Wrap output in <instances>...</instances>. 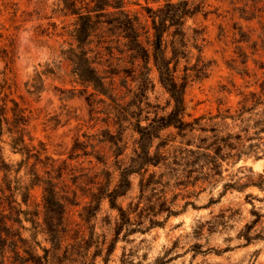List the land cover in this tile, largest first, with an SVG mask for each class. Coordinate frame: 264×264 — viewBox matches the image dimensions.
<instances>
[{"label":"clouds","instance_id":"clouds-1","mask_svg":"<svg viewBox=\"0 0 264 264\" xmlns=\"http://www.w3.org/2000/svg\"><path fill=\"white\" fill-rule=\"evenodd\" d=\"M3 2L4 0H0V3ZM148 2L151 3V0ZM70 3H73V0H30L31 17L22 24L14 25V36L3 26L4 22L0 21V32L4 33L0 36V83L5 80L11 83L15 80L18 69L23 65L27 88L33 95L40 96L41 93L49 92L55 81L64 83L69 78L74 81L78 79L66 71L69 57L73 63L91 59L105 66L111 64V59L103 52L102 35L84 33L81 37L83 43L78 46L72 29L61 23L65 15H70L69 9L65 7ZM75 7L80 8L79 0H76ZM233 8L242 20L248 21L249 25L257 24L264 28V0H233ZM83 11L80 9L78 14H83ZM153 18L159 23L162 14L153 13ZM164 22L168 23L167 20ZM53 24L57 27L54 28ZM25 37H30V40L26 41L25 46H20L17 38ZM41 48H47L49 55L41 58L37 53ZM193 62L190 57V65ZM157 67L160 70V91L153 84L151 73L148 74L149 79L142 85L140 80H135L132 85L125 80L120 87L114 83H105L109 99L102 102L103 117L110 136L106 140L103 137H90L89 146L92 147L93 155H96L101 147L107 145L110 159L105 160L104 168L112 172L113 176L125 170L132 176L147 175L151 165H157L158 170L165 173V184L171 180V184L167 185V191L175 194L177 181L185 178L179 173L173 175L175 165L172 164V159L175 157H169L163 166L160 164V160L163 159L160 156L163 147L161 141L165 139V130L171 131L173 128L183 126L188 111L177 74L171 71V64L166 57L157 63ZM228 117H232V120ZM211 124L226 129L221 136H228V133L232 135L220 143L215 135H209L208 131H201L199 126L196 127V135L208 137V145H211L210 154L197 166L199 171L186 181L192 182L199 177L195 187L191 189L185 187L181 190L182 200H190L191 203L203 206L210 199L218 197L225 185H234L239 191L233 190L223 204L211 207L209 209L211 215L207 212H192L190 205L188 213L194 217V221L185 224L179 232L175 230L170 232L166 228L163 232L156 230L143 237L139 235L130 237L131 243L121 245V251L126 254L123 256V264H188L190 253L183 255L182 259L173 260L172 257L187 253L188 248L194 244L203 245L205 252L212 249V258H215V251H219L224 264H233L236 259H239L240 264H264V240L254 241L252 245L244 247L243 251H223L225 248L236 249L238 245L246 243L242 237L237 236L244 225L253 218L249 215L250 209L256 208L264 213V131H261L264 129V93L255 97L246 95L238 109L234 112H223L222 119H213ZM113 130L115 135H111ZM236 134L242 139L237 140ZM213 141L216 143L213 144ZM216 147L222 149L223 160L215 156ZM19 148L27 159L25 145L21 144ZM257 157L261 158L259 166L249 164L250 158L254 160ZM112 187L113 185H109L106 193L111 192ZM245 196L249 197L250 203H245ZM257 197L259 199H256ZM115 203L117 205L124 203V198L117 196ZM100 204L101 210L87 227L94 231L93 247L99 250L101 255L94 258L92 250L88 249L83 258L77 259L75 264H104L102 250L111 239L112 231L121 221L117 211L109 209L107 194L101 199ZM168 208L173 211H184L182 203L173 205L169 202ZM227 208H231V211H225L221 219L219 215L221 209ZM104 216L110 217L112 223H102ZM159 218L162 219L163 216ZM183 219L181 216V222ZM170 227L174 229V224ZM197 231L201 233L199 238L195 235ZM256 231L253 230L250 235L255 236ZM21 233L26 243H22L20 237H13L8 243L0 246V264H50L52 255H49L48 261H44L41 256L42 249L50 248L55 243L47 230L43 226L32 228L29 225L22 229ZM177 237L180 239L181 247L173 249V242ZM0 239L7 237L0 234ZM62 252V246L59 249L51 248V253L57 257ZM30 256L39 257V261L30 259ZM118 257L120 252L107 257V264H121ZM199 259L206 260L208 257L198 258L196 264H199Z\"/></svg>","mask_w":264,"mask_h":264},{"label":"rangeland","instance_id":"rangeland-1","mask_svg":"<svg viewBox=\"0 0 264 264\" xmlns=\"http://www.w3.org/2000/svg\"><path fill=\"white\" fill-rule=\"evenodd\" d=\"M166 0H128L126 9L133 15L140 18L143 24L150 26L151 18L147 8L157 10L165 4ZM205 6L203 10L195 17L187 22V28L199 29L203 31V56L209 63L208 75L202 79H192L186 91L185 101L188 115L185 118L187 122H194L195 119L206 117L201 121L202 126L212 125L208 118L216 117L223 112H234L240 107V102L244 95L256 92L260 93L261 83L264 81V28L257 24L249 25L248 21L242 20L235 13L233 8V0H204ZM30 0H4L0 3V21L3 26L9 30L11 35H15L14 25L22 24L31 17ZM62 24L74 29L75 18L65 15ZM53 27H57L53 24ZM4 33L0 32V36ZM71 38V37H70ZM30 37L24 39L17 38L20 46H25L26 41ZM124 41L115 43L116 47L111 54L110 51H104L106 57L111 59V64L105 66L101 63L100 70L106 77L108 84H115L120 87L125 80L130 85L134 84L131 78H127L122 69L125 64L121 61L120 50L123 48ZM27 51V47H25ZM38 55L43 58L49 55L47 48L37 50ZM196 54L197 51L194 50ZM63 54V53H61ZM194 63V62H193ZM72 67L68 61L66 71L71 75ZM25 69L20 66L13 88V96L20 101L31 117L30 136L26 137V142L34 150L33 156L25 159L21 152H16L9 145V137H3V153L7 163L11 166L9 178H4V173L0 172V210H5L7 215H12L15 221V228H32L43 226L47 230L45 224L47 220V211L44 202V186L40 182H36L35 174L42 179L55 178L57 190L63 197L66 204V215L61 226L64 235H66V243H74L82 239L91 240L94 237V231L90 230L87 225L101 210H96V202L94 195L99 196L102 188L113 185L112 189L119 181V175L113 176L112 172L104 168L106 159H110L107 151V145L100 148L98 154L93 155L92 147L89 146L90 137H103L105 140L109 138L110 131L105 127L106 121L103 117V101L109 99L108 96L96 94L92 88H88L72 78L61 83L55 81L51 85V90L35 96L27 88V82L24 80ZM74 77V76H73ZM111 77V79H107ZM155 87L161 90L158 81V74L154 70L151 74ZM239 93V94H238ZM220 120V118L216 119ZM229 120H232L229 118ZM199 126L200 129L202 126ZM193 133L185 137L179 135L176 128L171 131H164L165 139L168 141L167 149L175 147H187L191 140L194 146L188 147L196 149L195 146L200 145V140L207 136L196 135V127ZM215 126V125H212ZM210 129V128H209ZM220 132L226 129L218 126ZM209 135H213L208 131ZM115 135V130L111 132ZM191 137V138H189ZM199 141V143H197ZM19 157V159H15ZM242 159V157L240 158ZM261 158L249 160V164L259 166ZM13 170L15 175H13ZM154 171L158 169L152 168ZM132 190L124 198V203L120 204L124 209H128L131 203L138 202L139 181L138 175L132 176ZM185 188V187H183ZM182 188V189H183ZM189 189L193 188L187 187ZM239 189L229 188L226 185L220 195L212 198L207 204L199 206L195 203L191 205V211L196 213L207 212L211 215L210 208L218 204H223L228 198L229 193ZM181 190H176L180 194ZM26 194L28 201L25 202ZM172 197V195H170ZM256 199H259L258 197ZM245 203H250L249 197H244ZM191 201H183L181 195L176 200L182 203L184 209L177 216L170 217L167 221L165 215L158 220L163 221V225L149 229L146 233H136L128 237L122 234L115 245V250L110 257L120 252L121 264H123V256L126 255L121 251V245H126L132 241L129 239L133 236H146L159 230L161 232L168 228L169 231H177L185 225L194 221L188 213L190 205L186 203ZM108 207L112 209L108 200ZM116 210V209H114ZM20 211L25 213L19 214ZM117 211V210H116ZM231 211V208L221 209L219 215L223 219L224 212ZM239 211V210H238ZM118 217L119 212L117 211ZM236 213H233L235 215ZM249 215L253 217L238 234L237 238L245 240L244 245H238L236 249L225 248L224 252L243 251L244 247L250 246L254 241L264 240V213L256 208L249 210ZM181 216L184 217L181 222ZM102 223L111 224L112 219L104 216ZM14 222H11V224ZM210 223V221H209ZM174 224V229L170 225ZM150 225L146 223L145 228ZM94 227V226H93ZM253 230L256 235H250ZM22 234V233H21ZM196 237L199 238L201 233L197 231ZM116 238L115 229L112 231L111 239L107 241L104 248L103 257L106 259V248ZM155 239V237H154ZM167 239V234H165ZM95 243V238L93 239ZM143 243V241H141ZM173 249L180 248L181 243L179 237L173 242ZM45 248V249H51ZM92 253L96 250L91 248ZM171 252V249L169 250ZM191 254L188 264H196L200 257H208V259H199V264H224L222 254L209 249L203 251V245L194 244L188 248L187 253L180 256L172 257L173 260L182 259L183 255ZM45 254L44 249L41 250V256ZM133 255L135 253H132ZM100 257V256H99ZM104 259V264H106ZM147 259V254H145ZM160 258H157L159 262ZM233 264H240L239 259L233 261Z\"/></svg>","mask_w":264,"mask_h":264},{"label":"trees","instance_id":"trees-1","mask_svg":"<svg viewBox=\"0 0 264 264\" xmlns=\"http://www.w3.org/2000/svg\"><path fill=\"white\" fill-rule=\"evenodd\" d=\"M127 1L79 0L80 8L75 7L76 0L66 4L65 7L70 11L69 16L75 18L72 32L75 35L77 45L83 43L82 34H98L103 36V52L110 51L111 54H114L113 51L116 48L114 44L123 40V48L119 51L122 56L121 61L125 64L122 71L127 78H131L133 83L135 80H140L141 85L149 79L148 74H152L154 70L158 74L160 83V70L157 63L166 57L171 64V71L177 74L185 101L190 81L207 77L209 70V63L203 56V31L191 29L192 31L189 32L190 29L187 28L188 20L203 10L204 0H166L165 4L157 10L147 8L151 18L150 26L143 24L138 16L131 14L126 9ZM80 9L84 10L83 14H78ZM153 13L162 14L159 23L153 18ZM165 20L168 21L167 24H165ZM194 50L197 51L196 54ZM190 57L194 60L191 65L189 63ZM68 61L72 67V75L78 77L77 80L80 84L86 86L87 89L92 88L96 94L107 96L108 89L104 86L107 83L106 77L99 67L101 63L91 61V59L73 63L71 57L68 58ZM151 80L155 85L152 77ZM14 86V83H10L8 80L0 83V172L4 173L6 180L9 178L12 169L3 153V143H6L3 141L5 135L9 137V145L13 150L22 153L19 145L24 144L29 159L34 155L32 153L34 150L26 142V137L30 136L31 117L27 108L13 96ZM262 93H264V81L261 83L260 93L252 92L246 95L255 97ZM218 118L222 119V114L208 118V120L212 121ZM229 118L232 119V117ZM204 119L207 118L201 117L195 119L194 122H187L184 119L183 126L176 129H178L180 136L185 137L193 133L195 126H200ZM258 124L259 121H257ZM200 130L212 132L220 143L225 142L232 135V133H228V136H221L222 132L217 125L202 126ZM236 139L240 140L242 137L236 134ZM212 143L215 144L216 141ZM161 144L163 147L160 156L163 159L160 160V164L163 166L169 157H175L172 159V164L175 165L173 175L179 173L185 178L177 181L176 190H182L183 187H195L196 183L199 182V177H196L195 181L192 182L186 183V181L193 177L196 171H199L197 166L200 165L201 160H206L210 154L211 145H208V137L201 139L200 145L195 146L196 149L188 148L194 146L191 140L187 147H175L173 149H167L168 141H163ZM205 145L208 147H204ZM214 151L216 157H220L221 160L224 159L221 155L222 149L216 147ZM146 163H150V161H146ZM152 168L158 169L157 165L152 164L147 175L137 174L140 177L138 202L131 203L128 209H124L122 205L115 203L117 196L125 197L132 190V175L127 173V170L120 173L119 181L111 192L106 193L108 187H104L99 196L94 195V202H96V210L98 211L100 210L101 199L107 194L111 208L119 212V220L121 221L115 228L116 238L106 248V258L114 252L117 240L122 234L126 238L136 233H146L151 228L163 225V221L158 220L159 217L166 214L164 221H167L170 217L181 213L168 208L169 202L175 205L180 196L179 193L173 194L167 191V185L171 184V180L165 184V173L154 171ZM35 177L36 182H40L44 186V202L48 220L45 224L48 227L47 233L55 242L52 244V248L63 247V252L59 257L52 254L51 249H44L45 254L42 257L44 261H48L49 255H52L50 264H75L77 259H82L84 253L93 247L94 237H91V240L82 239L73 244L64 245L66 235H64L61 226L66 215V204L57 190L55 178L50 177L45 180L37 174ZM226 186L235 187L234 185ZM28 196L26 194L25 202L28 201ZM190 204L192 203L187 202L186 206ZM5 212V210H0V234H3L7 239H0V246L8 243V240L13 237H20L21 242L26 243L27 241L23 239L20 229L15 228V223H21V221H15L12 215H7ZM22 213L25 212L20 211L19 214ZM11 222L14 223L11 224ZM146 223L150 225L148 228H145ZM102 251L104 252V249ZM92 255L95 258L99 257L101 253L96 249ZM29 258L39 261L37 256H30ZM105 262L107 264V259Z\"/></svg>","mask_w":264,"mask_h":264}]
</instances>
